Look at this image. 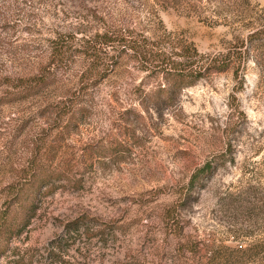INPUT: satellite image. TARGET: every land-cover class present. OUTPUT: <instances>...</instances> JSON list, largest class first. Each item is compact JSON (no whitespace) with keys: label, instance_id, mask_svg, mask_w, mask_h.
I'll return each mask as SVG.
<instances>
[{"label":"rangeland","instance_id":"374dc122","mask_svg":"<svg viewBox=\"0 0 264 264\" xmlns=\"http://www.w3.org/2000/svg\"><path fill=\"white\" fill-rule=\"evenodd\" d=\"M263 13L264 0H0V208L31 161L63 171L53 191L40 194L7 259L264 264V213L232 195L239 165L253 147L264 151V42L248 40ZM108 30L147 47L190 43L206 56L236 46L241 54L226 72L182 90L174 108L136 117L126 111L140 110L159 85L131 51L87 59L85 47ZM56 39L65 52L53 70L45 66ZM37 75L45 79L36 88L28 79ZM80 79H89L88 116L68 134L55 105ZM238 112L235 163L222 165L224 129ZM206 163L217 168L190 186ZM78 217L86 227L66 238L64 225Z\"/></svg>","mask_w":264,"mask_h":264},{"label":"trees","instance_id":"16d2710c","mask_svg":"<svg viewBox=\"0 0 264 264\" xmlns=\"http://www.w3.org/2000/svg\"><path fill=\"white\" fill-rule=\"evenodd\" d=\"M252 30L253 33L248 37L249 43L264 42V13L260 22ZM95 39L96 41L93 42L92 46L85 47L87 59L92 60L93 58V61L108 62L112 60L115 53L127 54V51H131L129 56L142 64L141 70L148 71V77L157 81L159 86L156 92L147 94L140 100L138 104L140 110L126 111L127 114L136 117L150 116L153 113L161 114L163 111L174 108L175 100L182 90L194 86L211 73L226 72L232 64L231 59H234L235 55L241 54L240 50H236V46L226 53L218 52L206 56L200 55L190 43L184 45L179 43L166 45L167 43H165L162 46L150 43L151 45L147 47L136 45L131 40L122 39L118 31L109 30L98 36L96 35ZM63 46L58 39L52 42L46 68L54 70L57 67L60 56L65 52ZM110 52L114 54L107 56V53ZM87 73L86 71L84 74ZM44 79L45 77H38L37 75L30 77L28 80L31 81L30 84L37 88L44 84ZM88 80L80 79L79 87L70 92L58 106L55 105L56 111L54 114L62 122H66L63 129L68 134L71 130L83 124L88 116V109L82 101L84 91L88 86ZM236 114L237 116H234V113L230 114L224 129L226 143L224 152L219 158L222 165H225L226 162L235 163V155L239 146L238 139L242 135L239 119H244L242 113L238 112ZM261 151H263V148L253 147L250 155L239 165L240 177L237 180L235 193H232V195L236 198H242L241 201H246L249 208L252 207L254 211L257 208L264 213V151L258 160L252 161ZM122 154L124 153L119 149L114 150L115 156ZM84 155L86 156V153L83 154V157ZM214 168H217V164L206 163L203 167L197 169L192 174L189 185L194 186L200 179L209 178ZM62 173L63 171L61 172L59 169L47 173L39 168L36 161H31L26 167H21L17 171L18 175L7 186L6 198L0 208V260H5L4 264H25L22 257L7 259L11 250L10 245L30 223L37 210L40 194L42 192L44 194L45 192L46 194L51 193L53 191L51 181ZM84 227H86V223H84L82 217H78L64 225V234L68 238L69 234L78 233ZM62 242L65 243L62 238H59L53 243L60 246Z\"/></svg>","mask_w":264,"mask_h":264}]
</instances>
